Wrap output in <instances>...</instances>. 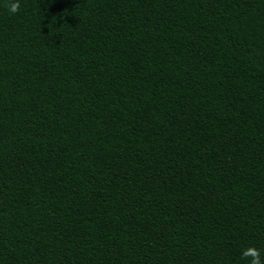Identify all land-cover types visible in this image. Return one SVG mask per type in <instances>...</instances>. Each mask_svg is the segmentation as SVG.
<instances>
[{"label": "trees", "instance_id": "1", "mask_svg": "<svg viewBox=\"0 0 264 264\" xmlns=\"http://www.w3.org/2000/svg\"><path fill=\"white\" fill-rule=\"evenodd\" d=\"M0 0V264L264 261V0Z\"/></svg>", "mask_w": 264, "mask_h": 264}, {"label": "clouds", "instance_id": "2", "mask_svg": "<svg viewBox=\"0 0 264 264\" xmlns=\"http://www.w3.org/2000/svg\"><path fill=\"white\" fill-rule=\"evenodd\" d=\"M20 4L19 0H10L8 4V10L15 14L19 11ZM242 259L248 260L249 264H264V261L261 260V252L255 247H249L242 251Z\"/></svg>", "mask_w": 264, "mask_h": 264}]
</instances>
